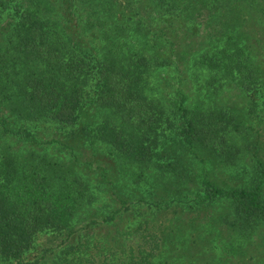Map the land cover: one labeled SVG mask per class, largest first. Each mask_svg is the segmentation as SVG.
<instances>
[{
	"label": "trees",
	"instance_id": "16d2710c",
	"mask_svg": "<svg viewBox=\"0 0 264 264\" xmlns=\"http://www.w3.org/2000/svg\"><path fill=\"white\" fill-rule=\"evenodd\" d=\"M0 264H264V0H0Z\"/></svg>",
	"mask_w": 264,
	"mask_h": 264
},
{
	"label": "rangeland",
	"instance_id": "374dc122",
	"mask_svg": "<svg viewBox=\"0 0 264 264\" xmlns=\"http://www.w3.org/2000/svg\"><path fill=\"white\" fill-rule=\"evenodd\" d=\"M174 69H172L171 68V70L170 71H167V75H168V79H172L173 77H174ZM171 82L172 83H176V79H173V80H171ZM50 127V126H49ZM35 129L39 132V133H43V134H46L48 131H50L49 129H48V126L47 125H44V124H40L39 126H37V127H35ZM47 151V150H46ZM48 151L50 152V153H54V152H57V150H55V149H52V148H49L48 149ZM61 157L62 158H66V155L63 153L62 155H61ZM244 169V164H242V163H240V164H238L237 166H235L234 168H232L231 170H226L224 173H222V174H225V176H231V175H235L236 173H240L242 170ZM97 197H99L100 198V195H97ZM97 199V202H98V198H96ZM101 201H104L103 200V198L101 199ZM145 206L143 207V209L142 210H145ZM44 241H45V239H44V237H42V238H38V242L39 243H42V244H44Z\"/></svg>",
	"mask_w": 264,
	"mask_h": 264
}]
</instances>
